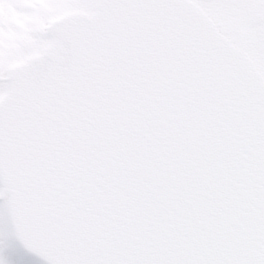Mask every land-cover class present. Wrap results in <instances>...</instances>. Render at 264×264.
Returning a JSON list of instances; mask_svg holds the SVG:
<instances>
[{
	"label": "snow or ice",
	"instance_id": "snow-or-ice-1",
	"mask_svg": "<svg viewBox=\"0 0 264 264\" xmlns=\"http://www.w3.org/2000/svg\"><path fill=\"white\" fill-rule=\"evenodd\" d=\"M0 264H264V0H0Z\"/></svg>",
	"mask_w": 264,
	"mask_h": 264
}]
</instances>
